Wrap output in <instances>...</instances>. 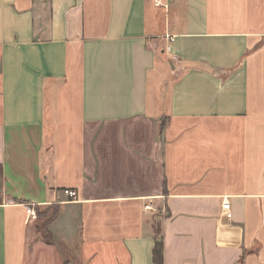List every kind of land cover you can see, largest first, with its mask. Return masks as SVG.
<instances>
[{"label": "crops", "instance_id": "0c3cea01", "mask_svg": "<svg viewBox=\"0 0 264 264\" xmlns=\"http://www.w3.org/2000/svg\"><path fill=\"white\" fill-rule=\"evenodd\" d=\"M165 2L0 0V264H264V0Z\"/></svg>", "mask_w": 264, "mask_h": 264}, {"label": "trees", "instance_id": "16d2710c", "mask_svg": "<svg viewBox=\"0 0 264 264\" xmlns=\"http://www.w3.org/2000/svg\"><path fill=\"white\" fill-rule=\"evenodd\" d=\"M39 213L42 214L43 210L38 209ZM57 214V208L55 209L52 215H47L45 218L37 224V230L39 235L46 240L47 242L53 243L55 242L54 235L49 228L50 220ZM157 235L155 239V244L153 248V258L157 264H164V239L161 234V228L159 222L156 225ZM65 264H70L69 260L66 261Z\"/></svg>", "mask_w": 264, "mask_h": 264}, {"label": "built area", "instance_id": "2783aa9c", "mask_svg": "<svg viewBox=\"0 0 264 264\" xmlns=\"http://www.w3.org/2000/svg\"><path fill=\"white\" fill-rule=\"evenodd\" d=\"M154 3L156 6H163V7H166L168 4L165 2V0H154ZM173 39V37H172ZM65 193L70 197V198H74L77 196V191L74 190V189H70V188H66L65 189ZM223 208L224 210H226V215L228 217H232V214H233V211H232V208H231V203H230V200L228 197H226L223 201ZM31 216L32 218H36V212L33 211L31 212Z\"/></svg>", "mask_w": 264, "mask_h": 264}, {"label": "rangeland", "instance_id": "374dc122", "mask_svg": "<svg viewBox=\"0 0 264 264\" xmlns=\"http://www.w3.org/2000/svg\"><path fill=\"white\" fill-rule=\"evenodd\" d=\"M54 211L55 210H53V208L52 209H49V210H45V213L47 214V215H52L53 213H54Z\"/></svg>", "mask_w": 264, "mask_h": 264}]
</instances>
